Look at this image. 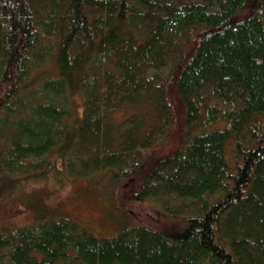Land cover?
Listing matches in <instances>:
<instances>
[{"label": "trees", "instance_id": "1", "mask_svg": "<svg viewBox=\"0 0 264 264\" xmlns=\"http://www.w3.org/2000/svg\"><path fill=\"white\" fill-rule=\"evenodd\" d=\"M263 116L264 0H0V175L107 173L170 223L42 218L0 230V264H264Z\"/></svg>", "mask_w": 264, "mask_h": 264}, {"label": "rangeland", "instance_id": "2", "mask_svg": "<svg viewBox=\"0 0 264 264\" xmlns=\"http://www.w3.org/2000/svg\"><path fill=\"white\" fill-rule=\"evenodd\" d=\"M46 72H53L50 60L44 65ZM75 99H80L75 97ZM176 121L173 130L158 146L162 155L179 145L184 109L175 94L170 93ZM140 111L137 105L126 106L113 112L115 120L128 118ZM264 127V116L262 118ZM224 122L210 124L222 127ZM19 177V176H17ZM97 182V183H96ZM135 185L124 179L117 183L107 173L93 179L64 177L50 171L37 178L17 180L0 175V230L27 226L38 219L63 216L73 219L97 236H115L127 225L161 228L169 219L161 216L158 202L133 201L130 195Z\"/></svg>", "mask_w": 264, "mask_h": 264}]
</instances>
